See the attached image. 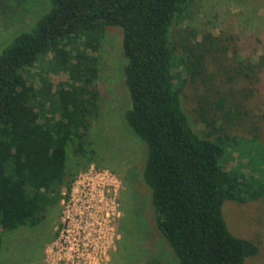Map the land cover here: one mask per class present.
Wrapping results in <instances>:
<instances>
[{"label": "trees", "instance_id": "1", "mask_svg": "<svg viewBox=\"0 0 264 264\" xmlns=\"http://www.w3.org/2000/svg\"><path fill=\"white\" fill-rule=\"evenodd\" d=\"M46 1L0 42V250L4 231L37 226L62 200V188L70 190L68 147L94 152L97 51L107 28L120 26L130 96L123 116L145 143L153 225L177 264H244L258 246L229 229L222 205L264 195V149L243 148L237 130L252 115L248 101L264 55L230 69L221 36L179 28L190 0ZM61 72L68 77L55 83ZM185 85L197 90L192 117L182 103Z\"/></svg>", "mask_w": 264, "mask_h": 264}, {"label": "rangeland", "instance_id": "2", "mask_svg": "<svg viewBox=\"0 0 264 264\" xmlns=\"http://www.w3.org/2000/svg\"><path fill=\"white\" fill-rule=\"evenodd\" d=\"M46 3L0 0V42L32 21ZM187 24L223 38L229 47L224 60L230 69L238 59L254 63L264 55V0H190L188 18L179 28ZM122 32L120 26H109L97 51L100 109L89 133L94 152L83 155L76 146L68 147V171L75 173L71 189L62 188V200L45 212L37 226L3 232L0 264H177L173 248L153 225L150 187L142 173L145 143L123 116L130 96L123 74ZM261 71L248 101L252 115L237 129L244 132L240 136L243 148L253 147V153L257 144L264 149V66ZM67 77L63 72L52 75L55 83ZM196 92L190 85L183 87L182 103L190 117ZM254 126L259 139L251 133ZM235 163L234 158L227 167ZM245 166L243 172L249 175ZM222 211L235 235L258 246L257 253L244 264H264V195L245 202L226 199ZM67 228L78 243L69 251L64 240Z\"/></svg>", "mask_w": 264, "mask_h": 264}, {"label": "built area", "instance_id": "3", "mask_svg": "<svg viewBox=\"0 0 264 264\" xmlns=\"http://www.w3.org/2000/svg\"><path fill=\"white\" fill-rule=\"evenodd\" d=\"M72 186V185H71ZM71 189V188H70ZM68 192H69V190H68ZM63 194H65L64 192H63ZM80 234V232L78 231L77 232V235H79ZM66 236H67V239H66V237H65V241H66V243H67V245H66V250L67 251H69V250H73L74 248L72 247L74 244H77L78 245V243L77 242H73V239H76V235H72L71 233H70V230L67 228V233H66ZM71 236H73V238L71 239L70 237ZM67 257H69V255L68 256H66V258Z\"/></svg>", "mask_w": 264, "mask_h": 264}]
</instances>
